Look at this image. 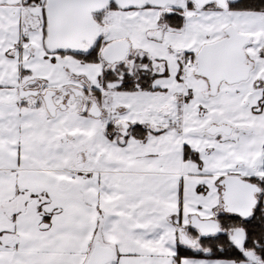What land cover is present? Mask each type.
<instances>
[{"label": "snow or ice", "instance_id": "1", "mask_svg": "<svg viewBox=\"0 0 264 264\" xmlns=\"http://www.w3.org/2000/svg\"><path fill=\"white\" fill-rule=\"evenodd\" d=\"M0 264H264V0H0Z\"/></svg>", "mask_w": 264, "mask_h": 264}]
</instances>
